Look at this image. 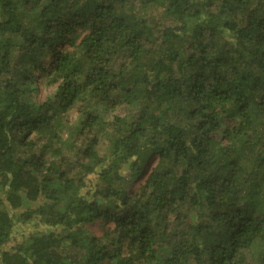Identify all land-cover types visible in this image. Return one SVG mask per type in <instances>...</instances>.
Listing matches in <instances>:
<instances>
[{
	"label": "trees",
	"instance_id": "1",
	"mask_svg": "<svg viewBox=\"0 0 264 264\" xmlns=\"http://www.w3.org/2000/svg\"><path fill=\"white\" fill-rule=\"evenodd\" d=\"M0 264H264V0H0Z\"/></svg>",
	"mask_w": 264,
	"mask_h": 264
},
{
	"label": "rangeland",
	"instance_id": "2",
	"mask_svg": "<svg viewBox=\"0 0 264 264\" xmlns=\"http://www.w3.org/2000/svg\"><path fill=\"white\" fill-rule=\"evenodd\" d=\"M40 80V79H39ZM54 88L49 87L47 84L42 83L38 84L36 91L32 94L33 99L38 102L42 103L46 101V99L53 94ZM119 114H123L122 112H119ZM69 118L71 119V122H74L77 117L74 114V112H69ZM146 176L143 177L138 185H142ZM113 224L111 222H106L105 220H98L94 223H92L89 227V233L93 236L101 237L105 231L112 228Z\"/></svg>",
	"mask_w": 264,
	"mask_h": 264
}]
</instances>
